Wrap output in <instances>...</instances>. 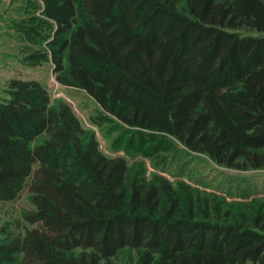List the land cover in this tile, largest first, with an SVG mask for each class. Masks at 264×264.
I'll use <instances>...</instances> for the list:
<instances>
[{"label":"trees","instance_id":"1","mask_svg":"<svg viewBox=\"0 0 264 264\" xmlns=\"http://www.w3.org/2000/svg\"><path fill=\"white\" fill-rule=\"evenodd\" d=\"M54 71L127 125L235 169L264 168V0H41ZM70 104L13 76L0 94V201L28 186L27 226L0 264H264V210L224 209L130 177Z\"/></svg>","mask_w":264,"mask_h":264},{"label":"rangeland","instance_id":"2","mask_svg":"<svg viewBox=\"0 0 264 264\" xmlns=\"http://www.w3.org/2000/svg\"><path fill=\"white\" fill-rule=\"evenodd\" d=\"M41 11V0H0V94L13 76L37 78L45 83L53 107L62 102L71 105L103 153L127 160L130 177L143 174L148 181L162 177L174 187H188L215 198L235 214L264 210V168L220 165L169 134L125 124L85 90L62 83L49 47L54 25ZM28 189L13 201H0V234L4 229L18 231L27 226L23 216L32 207ZM137 258L138 251L126 247L114 262L133 264Z\"/></svg>","mask_w":264,"mask_h":264}]
</instances>
